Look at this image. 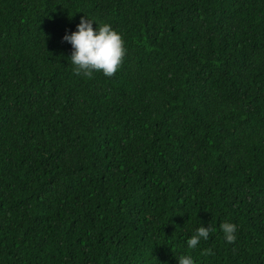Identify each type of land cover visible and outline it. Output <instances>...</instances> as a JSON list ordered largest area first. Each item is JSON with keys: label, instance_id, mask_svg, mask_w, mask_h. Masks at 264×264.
<instances>
[{"label": "trees", "instance_id": "16d2710c", "mask_svg": "<svg viewBox=\"0 0 264 264\" xmlns=\"http://www.w3.org/2000/svg\"><path fill=\"white\" fill-rule=\"evenodd\" d=\"M84 15L111 77L74 74ZM183 254L264 264V0H0V264Z\"/></svg>", "mask_w": 264, "mask_h": 264}, {"label": "clouds", "instance_id": "9594fccd", "mask_svg": "<svg viewBox=\"0 0 264 264\" xmlns=\"http://www.w3.org/2000/svg\"><path fill=\"white\" fill-rule=\"evenodd\" d=\"M93 23L97 26L94 29ZM62 41L71 46L69 62L74 74L91 77L94 72H101L111 77L118 70L125 55L124 41L109 23L97 24L87 16H82L74 31L66 32ZM226 243H234L236 225L223 222L219 225ZM210 227L200 226L186 240L189 249H194L200 240H207ZM177 264H194L190 255L183 254L176 258Z\"/></svg>", "mask_w": 264, "mask_h": 264}]
</instances>
